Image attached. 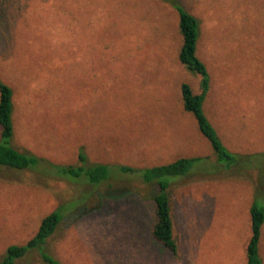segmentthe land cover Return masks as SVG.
<instances>
[{"label":"rangeland","instance_id":"obj_1","mask_svg":"<svg viewBox=\"0 0 264 264\" xmlns=\"http://www.w3.org/2000/svg\"><path fill=\"white\" fill-rule=\"evenodd\" d=\"M180 1L200 22L208 119L229 152L264 153V0ZM180 46L177 15L159 0H0L12 145L57 165H77L80 149L90 163L136 169L213 160L182 109L181 85L198 94L200 77L179 62ZM233 175L170 186L173 256L152 238L154 187L115 175L93 188L0 167V257L61 208L47 249L62 264H245L264 178ZM259 254L264 264V224ZM16 264L41 263L31 254Z\"/></svg>","mask_w":264,"mask_h":264},{"label":"trees","instance_id":"obj_2","mask_svg":"<svg viewBox=\"0 0 264 264\" xmlns=\"http://www.w3.org/2000/svg\"><path fill=\"white\" fill-rule=\"evenodd\" d=\"M159 1L168 5L177 15L178 31L181 37V46L178 52L179 62L188 72L200 77L198 94H194L188 84L181 85L182 109L194 118L198 131L211 146L214 159L184 157L163 165L136 169L128 166L90 163L83 150L80 149L77 153V165L54 164L28 152L19 151L12 145L14 134L13 92L7 84L0 80V167L15 171H28L45 178L80 183L93 188L115 175L131 176L144 185L154 187L156 190L153 197L155 221L152 226V238L175 256L177 246L173 237L170 186L194 173L204 176L227 177L229 174L236 176L233 174H243L246 171L248 174H253L257 183L261 184L264 178V153L233 154L222 144L203 107L210 88V77L204 62L198 56L200 22L197 17L184 8L180 0ZM257 159L261 161H254ZM65 212L58 208L45 216L36 233L26 243L10 245L5 249L0 257V264H16L31 254H35L41 264H62L48 251L47 241L63 219ZM249 214L251 233L245 248V264H263L259 254V244L261 228L264 224V203L254 198L249 208Z\"/></svg>","mask_w":264,"mask_h":264},{"label":"crops","instance_id":"obj_3","mask_svg":"<svg viewBox=\"0 0 264 264\" xmlns=\"http://www.w3.org/2000/svg\"><path fill=\"white\" fill-rule=\"evenodd\" d=\"M200 133V132H199ZM194 157H197V156H194ZM199 157V156H198ZM186 158V157H185ZM191 158V157H190ZM262 229V228H261Z\"/></svg>","mask_w":264,"mask_h":264}]
</instances>
